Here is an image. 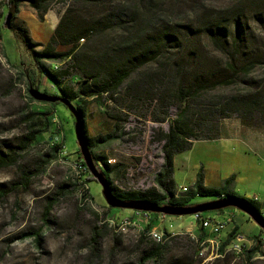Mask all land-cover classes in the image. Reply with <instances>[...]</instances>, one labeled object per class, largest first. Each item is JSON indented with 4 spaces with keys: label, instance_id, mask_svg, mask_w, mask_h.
<instances>
[{
    "label": "trees",
    "instance_id": "trees-1",
    "mask_svg": "<svg viewBox=\"0 0 264 264\" xmlns=\"http://www.w3.org/2000/svg\"><path fill=\"white\" fill-rule=\"evenodd\" d=\"M24 2L41 22L55 3L65 6L45 44L33 43L27 30L14 24ZM3 5L6 16L11 14L10 32L35 70L52 83L54 96L72 103L83 124L87 104L93 102L105 108V116L113 123L112 132L90 138L83 129L94 163L116 198L171 207H198L229 199L263 220L250 201L229 193L233 176L220 187H208L200 172L193 188L178 197L173 168L175 156L190 150L194 142L221 139L226 119L234 117L244 125L264 129V72L257 73L264 68V50L257 45V38H264L256 37L252 31L256 25L264 35V0H4ZM2 16L6 20L4 13ZM37 47L41 50L37 51ZM59 48L65 49L58 51ZM28 99L34 102L29 96ZM39 103L55 110L62 104ZM48 114L29 111L25 115L27 134L17 146L0 151V170L19 165L27 150L47 132L51 123ZM130 117L167 124L166 130L159 128L151 136L160 144L162 164L154 175L153 186L146 190L113 187L111 179L126 178V165H111L107 156L95 152L120 138V123ZM50 146L52 153L43 155L45 159L38 169L22 172L19 182L0 191V196L19 187L26 189L31 178L52 159L67 160L61 155L66 153L62 142ZM77 155L75 165L84 172L73 183L62 185V193H77L86 183L88 171L79 151ZM195 200L202 201L192 203ZM56 203L57 199L47 203L45 219ZM225 209L200 215L208 217ZM160 215L151 213L152 221L147 227H153V219ZM101 226L92 229L91 254L99 250L105 229ZM234 231L236 227L231 232ZM25 236L32 237L37 245L41 241L39 230ZM136 244L138 248L144 246L139 264L161 259L165 253V243L140 240ZM117 246L118 241L114 247ZM256 250H248V258Z\"/></svg>",
    "mask_w": 264,
    "mask_h": 264
},
{
    "label": "rangeland",
    "instance_id": "rangeland-1",
    "mask_svg": "<svg viewBox=\"0 0 264 264\" xmlns=\"http://www.w3.org/2000/svg\"><path fill=\"white\" fill-rule=\"evenodd\" d=\"M3 3L4 0L1 2L3 8H0V14L6 16ZM64 10L65 6L61 2L55 3L41 22L35 11L24 2L14 24L25 28L33 43L45 44ZM4 20V16L0 17V151H7L22 141L28 131L25 115L29 111L48 112L51 123L47 132L42 133L39 141L27 150L17 167L0 170V191L19 182L22 172L38 169L45 159L43 155L52 153L50 145L54 143L62 142L66 153L61 155L67 160L59 157L52 159L31 178L26 189L19 187L6 196H0V264H139L144 246L137 247L136 242L142 240L138 232L134 229H118L115 232L113 228L99 224L105 221V217L120 221L127 211H110L106 208L102 187L89 172L84 179L89 195L93 198L94 208L81 205L79 193L70 190L62 193L61 186L73 183L75 177L80 175V170L74 165L79 161L74 118L62 104L56 105L55 110L48 104L30 102V88L48 95H54L55 88L35 70L22 45L10 30L3 27ZM259 30L256 25L253 26L255 36L264 38ZM257 45L264 50V39L257 38ZM64 49L59 48L58 51ZM36 50L40 51L41 47ZM263 72L264 68L257 71L258 74ZM104 110L93 102L85 106L84 127L88 137L106 135L113 131V123L105 116ZM159 128L166 130L167 124L158 125L130 117L120 123V138L95 149L97 154L107 156L111 165L123 163L127 167L126 178L111 179L113 187L146 190L153 186L154 175L162 160L160 144L152 140L151 136ZM200 172L204 185L208 187H220L233 176L229 193L250 201L259 211L264 210V129L244 125L232 117L223 121L221 139L196 141L190 150L176 155L173 178L177 184L178 197L193 188ZM181 188L187 191L182 192ZM52 199H57V203L45 219V207ZM201 201L195 200L192 203ZM95 209L103 215L100 217ZM128 213L127 216L130 215ZM208 216L228 220V227L222 237L226 236L231 227L237 228V232L247 239L246 243L253 242L254 237L264 236L257 222L241 210L228 208L222 213H211ZM166 218L165 221L160 220L159 228L148 230L181 232L192 230L197 225V231L167 236L162 242L166 245L163 257L144 264H264V255L260 250L249 258L247 254L236 257L226 250L228 241L220 257L209 259V252L200 255L201 248L196 240L203 237L204 240L211 239V236L202 233L195 216ZM153 223V227L157 226V222ZM95 226L105 229L98 252L91 254L89 240ZM38 230L41 235L39 245L32 237L25 236ZM116 241L119 242L117 248L114 247Z\"/></svg>",
    "mask_w": 264,
    "mask_h": 264
},
{
    "label": "water",
    "instance_id": "water-1",
    "mask_svg": "<svg viewBox=\"0 0 264 264\" xmlns=\"http://www.w3.org/2000/svg\"><path fill=\"white\" fill-rule=\"evenodd\" d=\"M10 21L11 14H8L6 16L5 25L6 28L11 31L12 28L10 27ZM28 93L29 97H31L36 102L54 103L59 101L69 110V112L74 118L76 141L82 162L85 164L87 171L89 172L91 177L101 185L102 195L108 208L129 211H143L171 217H183L190 215L194 216L200 213H204L206 211H215L228 207H236L239 210L250 215L252 219L257 222L261 230L264 232V220L259 219L257 216L253 215L250 210L229 199H225L215 203L200 205L198 207H171L167 205H158L148 201H123L116 198L110 189V184L107 178L102 172L97 169L94 163L88 146V142L86 140V135L84 133V124L75 106L59 96L48 95L34 88H30Z\"/></svg>",
    "mask_w": 264,
    "mask_h": 264
},
{
    "label": "built area",
    "instance_id": "built-area-1",
    "mask_svg": "<svg viewBox=\"0 0 264 264\" xmlns=\"http://www.w3.org/2000/svg\"><path fill=\"white\" fill-rule=\"evenodd\" d=\"M2 0H0V8H3L1 5ZM83 42V40H80ZM75 165V164H74ZM76 168H78L76 166ZM87 169V168H86ZM84 172L80 170V173ZM180 191L186 192V188H181ZM77 193H83V204H85V197L90 196L87 184L85 183L82 188ZM256 200V199H255ZM133 214L130 217H123L120 221H114L112 218H106L105 221H102V226L106 225L110 228H113L115 232L118 229H134L135 232H142V240L151 242L153 240H160L162 244V237L164 236H177L184 233L190 234V232H171L168 233L162 229L161 237H151L148 236V228H159V227H147V225L152 221L151 213L143 211H132ZM195 220L198 221L200 229L204 235H211V244H204V237L199 242V247L201 248L200 255L209 252V259L213 256L220 257V250L223 248L224 244L228 241L226 245V250L232 253L236 257H243L248 250L256 247L257 250H260L264 255V236H259L258 239H253V242L243 243L241 245H234V237L238 234L237 231L229 232L225 237H222V233L228 227V220L221 219L217 220L213 217H203L200 214L194 215ZM164 217V216H163ZM260 217L264 220V210H261ZM233 229V228H232ZM192 236V235H191ZM194 237V236H192ZM140 241V240H139ZM223 250V249H222Z\"/></svg>",
    "mask_w": 264,
    "mask_h": 264
},
{
    "label": "bare ground",
    "instance_id": "bare-ground-1",
    "mask_svg": "<svg viewBox=\"0 0 264 264\" xmlns=\"http://www.w3.org/2000/svg\"><path fill=\"white\" fill-rule=\"evenodd\" d=\"M79 201H80L79 203H81V205H90V206H92V204H94V203H92L93 200L91 199V196L90 197L86 196L85 197V204H83V193H79ZM92 208H94V207L92 206ZM97 213L100 215V217H101V215H103L100 211H97ZM138 235H139V238L141 239L142 238V232H138ZM148 236L161 237L162 236V231L148 230ZM166 237L167 236L162 237V242L165 240ZM153 241L157 242V243H160V240H153ZM246 242H247V239L243 235H241L239 233L237 235H235V237H234V245H241V244L246 243ZM248 242H252V241H248ZM205 243H211V239L204 240V244Z\"/></svg>",
    "mask_w": 264,
    "mask_h": 264
},
{
    "label": "crops",
    "instance_id": "crops-1",
    "mask_svg": "<svg viewBox=\"0 0 264 264\" xmlns=\"http://www.w3.org/2000/svg\"><path fill=\"white\" fill-rule=\"evenodd\" d=\"M127 212L126 213H123V216H125V217H130V216H132V214H133V212L132 211H129V210H126ZM128 212H130V215L129 216H127L129 213ZM260 212H261V210H260ZM167 218H166V216H162V217H158L157 219H153V222H157V226H155V227H158V226H160V220H163V221H165ZM197 226V225H196ZM196 226L191 230V229H188V230H185V232H192V233H194V232H196L197 231V228H196ZM232 228L233 227H231L228 231H227V234H226V236L229 234V232L232 230ZM235 228V227H234ZM154 230H157V229H154ZM174 232H177V231H174ZM192 236H194L193 234H192Z\"/></svg>",
    "mask_w": 264,
    "mask_h": 264
}]
</instances>
